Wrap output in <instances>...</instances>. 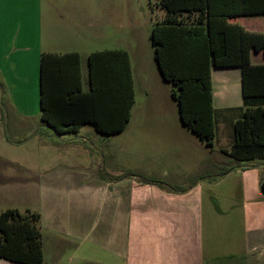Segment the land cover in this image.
Masks as SVG:
<instances>
[{
  "label": "crops",
  "instance_id": "1",
  "mask_svg": "<svg viewBox=\"0 0 264 264\" xmlns=\"http://www.w3.org/2000/svg\"><path fill=\"white\" fill-rule=\"evenodd\" d=\"M105 5L94 0H0V212L21 211L13 197L21 200L23 193L32 192L42 201L38 211L25 212L40 214L43 264L48 252L58 256L66 250L72 251L74 264H264V162H238L226 152L233 147L234 123L243 113L242 67L212 68L216 120L212 146L182 123L173 90V101L168 97L157 101L170 102L168 111L156 113L153 108L137 115L134 145L143 143L139 154L148 162L126 172L119 158L125 143L119 138L132 126L137 87L144 88L148 100L158 98L150 95L144 76L136 77L123 40L107 31L94 34L106 23L96 12ZM234 6L251 12L229 16V23L264 33V13L257 12L264 11V0H218L221 9ZM162 10L156 21L166 16ZM105 49L130 54L135 81L130 121L117 134H103L92 124L59 134L42 121V54L78 53L87 89L88 56ZM251 60L264 64V50H253ZM71 134L66 142L72 143V161H67L72 168L28 178L45 156L58 160L59 142ZM156 135L161 145L145 138ZM108 140L109 161L116 170L95 155L106 151ZM32 141L35 145H29ZM157 154L168 164L180 162L183 177L173 182L185 184L173 186L166 167L158 175ZM227 158L233 164L222 174ZM0 264L23 263L0 257Z\"/></svg>",
  "mask_w": 264,
  "mask_h": 264
},
{
  "label": "trees",
  "instance_id": "2",
  "mask_svg": "<svg viewBox=\"0 0 264 264\" xmlns=\"http://www.w3.org/2000/svg\"><path fill=\"white\" fill-rule=\"evenodd\" d=\"M157 4L166 16L154 23L150 39L162 76L178 88L172 95L182 123L212 146L216 137L212 68L241 66L243 113L234 123L233 147L226 152L238 162H264V64L251 60L253 50H264V33L227 21L229 16L250 14L251 9H221L218 0H158ZM134 103L135 81L127 50L92 52L87 89L78 53L42 54V121L59 134L78 132L84 124L106 135L120 133L131 119ZM261 184L264 192V179ZM0 257L43 264L39 213L16 208L0 212Z\"/></svg>",
  "mask_w": 264,
  "mask_h": 264
},
{
  "label": "rangeland",
  "instance_id": "3",
  "mask_svg": "<svg viewBox=\"0 0 264 264\" xmlns=\"http://www.w3.org/2000/svg\"><path fill=\"white\" fill-rule=\"evenodd\" d=\"M99 3L101 1L107 3L104 6L103 10L96 9V12L98 16L102 17L103 22L106 23L103 25V30H96L94 29V34H101L108 32L109 35L114 36L118 35L119 39L123 40V45L125 48L129 49L131 51L133 62L136 68V77L139 78L140 76H144V79L149 87L150 95L152 98H158L153 101H150L145 96L146 93H144L143 87H137V103L135 105V108L133 110L134 118L132 122V126H129V128L126 130V133L123 134L119 138V140L124 141L125 143V153H123V157L119 156L120 159H122V163L125 166V171H128V168H131V166L136 165L139 166L145 164L148 162L142 155L140 156L139 147L142 146L143 143H139L136 146L134 145V134H133V128H135V125L139 122L137 121V115L143 114L147 111H152L153 108H155L156 113H161L163 111H168V106H170V102L168 104L162 103V105L157 102L162 97H168L169 99H172L171 92L173 90H177V86L173 82H168L166 80H163L162 82V72L159 68L158 62L155 58V47L150 39V32L154 25V22L161 18L164 11L161 7L158 6V0H94ZM99 7V6H98ZM109 36V37H111ZM173 101V99H172ZM176 103V102H175ZM177 104V103H176ZM32 131V128L30 129ZM193 133V132H192ZM194 135V134H193ZM45 136L43 132H40L41 139ZM64 140L62 142H59V148L58 153L59 157L57 161H49L50 157L43 158V162L38 165V167L32 168L28 175V178L32 179L36 175H40L43 171L48 172H54L57 170H67L71 169L72 165L68 163L67 161H72V143L71 141L66 142V139H70L72 137L71 135H63ZM165 139V136H162ZM145 138L155 142L156 145H161L163 142L160 141L159 137L151 139L148 136H145ZM196 143H199V138H197ZM189 142L192 143V140H189ZM35 142H30L29 145H35ZM107 146H105V150L101 153H95V155L103 156L104 159L107 162L108 166H112L109 159L110 153L108 151L110 142L109 140L106 141ZM137 149V150H136ZM39 152V151H38ZM37 152V153H38ZM121 154V153H120ZM45 155V153H44ZM43 155V156H44ZM114 159L116 160V154ZM160 154H157L156 158V164H157V171L159 176L163 175L164 168L166 167L169 171L170 177L169 179L173 182L176 177L181 176L179 180L183 177L182 176V168L177 166L180 162H174L172 164H168L167 161H164L159 158ZM181 161V160H180ZM58 162V163H57ZM67 162V163H62ZM116 162V161H115ZM185 166H190V164H187L185 162ZM232 161H229L228 158L225 159V165L222 167V173L225 172L227 169H230L232 166ZM113 170H116L117 168L111 167ZM104 169H102L103 171ZM133 173V172H131ZM129 173V174H131ZM128 174V173H127ZM110 178V176H108ZM155 179L154 177H151ZM160 178V177H159ZM163 179L167 177H162ZM167 181V179H165ZM33 180H30L29 188L32 189L30 186H33L31 183H33ZM186 182H182L181 184L172 183L173 186L183 185ZM23 198L21 200H17L16 196L13 197L15 202H18L19 208L22 212H25L26 208H29L31 210L38 211L39 210V204L41 206L42 201L38 199V197L34 196L32 192L22 195ZM32 197V198H31ZM16 199V200H15ZM28 199V201H27ZM26 202V204H25ZM28 202V203H27ZM65 205H72V201H66L64 200ZM41 227L42 224L40 223ZM45 235L48 237L49 233L45 229ZM74 257H72V251L66 250L61 253V255L55 256L54 252H48L47 253V259L45 264H74L73 261ZM86 264V263H84Z\"/></svg>",
  "mask_w": 264,
  "mask_h": 264
}]
</instances>
